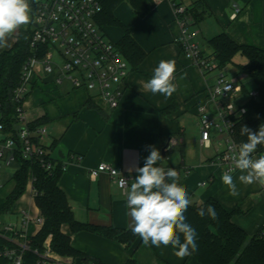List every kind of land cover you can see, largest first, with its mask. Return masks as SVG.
<instances>
[{
	"label": "crops",
	"instance_id": "crops-1",
	"mask_svg": "<svg viewBox=\"0 0 264 264\" xmlns=\"http://www.w3.org/2000/svg\"><path fill=\"white\" fill-rule=\"evenodd\" d=\"M128 1L116 9L115 16L148 55L138 69H133L129 63L130 75L117 109L102 102L97 91L75 89L70 81L46 83L49 76L42 68L37 69L23 103L24 123L29 125L47 119L48 135L42 142L46 147L58 142L57 155H52L54 159H62L65 166L59 186L67 196L76 220L131 230L126 194L108 175L94 180L90 172L101 163L110 164L130 178L128 191L138 174L136 169L144 166L145 158L150 154L148 146L154 145L162 156L163 149L172 141L171 148L166 150L165 157L162 156L164 160L158 161L156 166L179 171L178 183L186 189L190 202L202 203L214 198L234 213L233 222L237 226L249 236L256 235L264 226V185L241 183L238 177L242 173L238 171L233 178L239 195H230L222 181L223 169L214 163L215 149L201 145L198 108L207 103L206 88L213 85V74H202L194 61L182 53L181 29L168 1L147 0L150 10L145 17H139ZM178 1L188 7L202 2L207 8L199 26L194 24L190 28L196 33L194 39L203 54L212 55L208 40L221 33H226L238 45L264 50V0ZM235 6L240 11L233 18ZM100 28L116 45L125 34L118 26ZM18 35L19 30L10 36L8 46L0 49V54L14 47ZM162 59L176 62L174 83L177 91L168 98L144 87ZM175 140L181 144L174 146ZM204 181L208 182L207 186L200 187ZM16 206L14 223L18 221L20 209L40 214L35 200L27 193ZM38 233L37 228L30 226L29 235ZM62 233L70 236L73 247L89 260L66 263L54 255L47 264H127L132 256L138 264H198L190 255L184 259L176 257L171 245H145L140 237L127 248L90 232L73 233L67 225L62 226Z\"/></svg>",
	"mask_w": 264,
	"mask_h": 264
},
{
	"label": "built area",
	"instance_id": "built-area-1",
	"mask_svg": "<svg viewBox=\"0 0 264 264\" xmlns=\"http://www.w3.org/2000/svg\"><path fill=\"white\" fill-rule=\"evenodd\" d=\"M165 1L170 3L181 29L179 42L182 53L194 61L202 74H213L214 83L206 88L207 103L198 108L200 141L204 148L215 149L214 163L222 167L224 174L234 167L232 156L242 144L236 139V125L247 113L246 103L259 99V92L249 89L245 84L232 82L225 73L219 72L222 70L219 63L212 55L203 54L194 39L196 33L190 31L195 20L189 14L188 6L178 0ZM29 3L34 9V31L30 42L34 54L24 66L21 84L14 92L15 101L19 104L20 146L17 147L14 138L3 133L0 123V191L4 188L3 171L16 163L18 154L25 160L39 159L46 171H51L54 166V157H48L50 152L42 142L48 135L47 128L40 126L31 129L24 123L23 101L34 83L38 68H42L47 76L54 75L53 81L58 84L70 81L75 89L97 91L99 99L111 109L120 106L124 95L123 86L130 75L128 60L102 32L96 21L101 12L97 0H29ZM239 11V7L235 6L233 18L237 17ZM44 47L48 48L45 52L42 50ZM229 104L233 105L231 110ZM180 144L179 140L173 142L174 146ZM260 155L256 151L252 154L253 158ZM103 174L108 175L126 194L130 178L123 171L101 163L91 170L90 177L96 180ZM34 181L30 176L26 189L32 200L36 196ZM207 184L204 181L199 186L206 187ZM44 223L41 214L34 215L26 209H20L17 223L6 225L1 230L12 235L11 240L17 247L0 251V256L8 259V264H22L25 252L30 250L29 238L34 237L29 235L30 226L40 231ZM0 235L3 233L0 232ZM35 253L38 254V251ZM54 255L47 242L37 264H47Z\"/></svg>",
	"mask_w": 264,
	"mask_h": 264
},
{
	"label": "trees",
	"instance_id": "trees-1",
	"mask_svg": "<svg viewBox=\"0 0 264 264\" xmlns=\"http://www.w3.org/2000/svg\"><path fill=\"white\" fill-rule=\"evenodd\" d=\"M97 1L101 6V12L96 18L97 23L100 26H118L124 29L125 34L117 43V47L133 69H138L148 54L115 16L116 9L125 0ZM128 2L139 17H145L150 10L147 0H129ZM30 8V23L19 29L14 47L0 54V123L3 125V133L7 137L14 138L17 147L20 146L18 132L21 124L18 119L19 104L15 101L14 92L21 84L24 66L34 54L30 46L34 31V9L31 5ZM188 12L193 16L195 25L199 26L204 20L207 8L202 2H198L189 6ZM208 45L213 51L212 57L219 63L221 69L228 64H234L240 74L250 78L259 92V99H252L246 103L247 113L240 119L235 129L236 139L241 143L247 142V136L241 135V127L246 125L253 132H257L259 127L264 125V50L255 46L238 45L226 33L209 39ZM47 49V47L42 48L43 52ZM239 57L242 58L241 63L237 64L235 60ZM46 122L47 119H40L29 124V127L36 129L45 126ZM57 148V141L47 147L50 152L49 158H52L51 155ZM256 152L264 155V145H258ZM52 159L54 166L51 171H46L39 159L25 160L18 154L15 163L18 165V170L12 176L14 187L7 195L0 191L1 218L2 215L10 213L26 193L30 176L35 179V203L45 223L36 236L29 238L30 250L25 252L22 264H37L41 260L40 255L46 249L47 242L50 243L52 252L61 261L66 263L88 261L87 255L73 247L71 237L62 233L64 225L69 226L73 233L86 231L115 240L127 248L134 245L139 236L134 235L131 230L92 225L76 220L67 196L59 186L65 169L64 162L60 158ZM208 205L216 209L217 219L213 220L207 216L201 218L197 214L199 208H206ZM184 215L186 222L197 233L198 250L190 256L198 264H264V226L256 235L250 237L245 230L233 222L234 213L227 211L214 198L202 203L190 202ZM0 232L3 233L0 235V251L17 247V244L11 240L12 235L1 230ZM181 239H183L182 236ZM35 251H38V254ZM8 262V259L0 256V264H8ZM127 264H138V262L132 256Z\"/></svg>",
	"mask_w": 264,
	"mask_h": 264
},
{
	"label": "clouds",
	"instance_id": "clouds-1",
	"mask_svg": "<svg viewBox=\"0 0 264 264\" xmlns=\"http://www.w3.org/2000/svg\"><path fill=\"white\" fill-rule=\"evenodd\" d=\"M31 8L29 0H0V49L8 46L10 36L22 26L30 23ZM177 71L175 60H160L153 70L152 77L145 83V89L153 94L171 97L177 91L174 73ZM231 110L232 104L228 105ZM241 135L247 142L239 146L232 156L234 167L224 172L222 181L230 195H239L232 173L239 170L238 177L243 184L259 182L264 185V155L253 158L258 145H264V125L253 132L246 125L241 127ZM172 141L169 146H171ZM150 154L144 166L138 167L135 182L126 193V206L131 219L130 228L145 245L160 247L172 246L174 255L179 259L198 250L197 233L186 222L184 213L190 204L186 189L178 183L179 174L175 168L156 166L164 160L158 148L148 146ZM197 214L215 220L218 213L214 206L199 208ZM181 236L183 239H181Z\"/></svg>",
	"mask_w": 264,
	"mask_h": 264
},
{
	"label": "rangeland",
	"instance_id": "rangeland-1",
	"mask_svg": "<svg viewBox=\"0 0 264 264\" xmlns=\"http://www.w3.org/2000/svg\"><path fill=\"white\" fill-rule=\"evenodd\" d=\"M239 59L242 58L241 57L237 58L235 60V63L237 64L241 63ZM219 72L225 73L228 76V79L232 82L245 84L251 90L256 89L254 83L250 80V78L245 74H240L234 64H228ZM55 152L56 151L53 152L54 157L57 155V153ZM17 170H18L17 164H13L10 168L4 169L3 181L5 186L1 190L2 194L7 195L12 191L14 187L12 176ZM16 208L17 206L15 205L10 213L2 215V217L0 218V230H2L6 225L12 224L17 220Z\"/></svg>",
	"mask_w": 264,
	"mask_h": 264
},
{
	"label": "water",
	"instance_id": "water-1",
	"mask_svg": "<svg viewBox=\"0 0 264 264\" xmlns=\"http://www.w3.org/2000/svg\"><path fill=\"white\" fill-rule=\"evenodd\" d=\"M54 79V75H50L48 78L45 79V82L46 83H49V82H52ZM170 142L166 145V147L163 149L162 151V156L165 157V152L166 150L170 149L171 146H169ZM59 155H61L62 158H64V156L62 155V152H59Z\"/></svg>",
	"mask_w": 264,
	"mask_h": 264
}]
</instances>
